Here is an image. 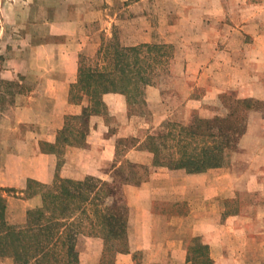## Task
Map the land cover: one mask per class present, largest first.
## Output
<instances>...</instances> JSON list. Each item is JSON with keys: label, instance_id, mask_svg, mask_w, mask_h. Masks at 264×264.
<instances>
[{"label": "crops", "instance_id": "1", "mask_svg": "<svg viewBox=\"0 0 264 264\" xmlns=\"http://www.w3.org/2000/svg\"><path fill=\"white\" fill-rule=\"evenodd\" d=\"M116 27L123 46L174 44L171 82L146 85L140 101L104 93L81 144L59 141L90 104L71 95L78 59L95 58ZM227 94L264 103V0H0V264H17L6 233L41 205L28 180L113 182L129 165L149 170L138 183L129 170L122 180L132 214L128 249L113 252L114 264H195V241L211 264L264 262V110L248 112L228 166L158 167L146 146L168 123L220 114ZM59 144L60 158L51 149ZM85 229L98 227L82 223L77 263L104 264V238Z\"/></svg>", "mask_w": 264, "mask_h": 264}, {"label": "trees", "instance_id": "2", "mask_svg": "<svg viewBox=\"0 0 264 264\" xmlns=\"http://www.w3.org/2000/svg\"><path fill=\"white\" fill-rule=\"evenodd\" d=\"M144 48L154 54L143 55ZM165 48V44L156 43L120 45L105 52L107 61L102 67L81 64L71 95L75 90L89 98L90 104L83 107L80 116L85 118V128L89 114L105 110L104 93L122 92L131 102L142 97L144 87L153 83L159 58H171ZM102 53L101 47L97 56ZM250 101L235 100L226 116L194 117L187 124L172 122L167 124V132L149 135L146 146L154 154V165L183 168L188 173L224 165L228 152L237 148L239 137L246 130ZM243 104L245 112L240 110ZM59 141L69 142L68 135L59 134ZM54 148L51 147L58 150ZM138 182L140 179L134 181ZM114 183L93 177L82 181L59 178L49 185L28 180L27 194H40L41 205L29 210L25 227L6 233L9 238L4 249L10 251L17 264H78L75 239L85 223L98 227L96 232L105 240V255L127 251L128 206ZM3 207L0 197V208ZM2 215L1 212L0 218ZM206 250V246L197 243V247H191L189 257L197 259L195 264H211Z\"/></svg>", "mask_w": 264, "mask_h": 264}, {"label": "rangeland", "instance_id": "3", "mask_svg": "<svg viewBox=\"0 0 264 264\" xmlns=\"http://www.w3.org/2000/svg\"><path fill=\"white\" fill-rule=\"evenodd\" d=\"M225 1L227 2V6H228V5H230L231 2L233 3L235 0H225ZM17 7L21 8V6H17ZM53 8H54V6H53ZM163 44L166 45L165 52H167V55L168 56L170 55L172 57L173 56V52L176 49L174 44L169 43V42L163 43ZM120 45L122 46L121 33H119V28L116 27L115 29H113L112 35L110 37H107V38L103 39V43H102L103 53L101 55L96 56L93 59H85V58L79 57L78 64L79 65H81V64H83V65H91L93 67H98V68L102 67L104 65L105 61H107L106 60L107 58L105 57V52L107 50H112V49H114V47H117V46H120ZM150 53H151V55L154 54V52H151V51L149 52V50L146 51V48L143 49V55L146 56V55H148ZM168 58H170V57L164 56L162 58H159V59H161V62L159 64L157 63V65L155 66V70H154L153 75H152L153 83H155V84H161L162 83L165 86H167L171 82L170 76L168 74V63L170 62L171 58L170 59H168ZM73 84H75V83H73ZM167 90H169V89H166L165 91H167ZM80 94H81L80 91L77 92V91L74 90L72 92L73 100L79 99L81 97ZM140 99H142L141 96H137L136 97L137 101H139ZM223 99L225 101H223ZM219 100H221L220 104H222V105L220 106L221 108L220 107H216V109L218 111L220 110L219 111L220 114H217L215 116H226L228 114V112H230V110H232V108H229V106L236 104L235 99L230 94H227L224 97H220ZM249 103L251 104L252 108L247 110V115H248V112L250 110H252V109L264 110V103H261L259 101H253V100L250 101ZM240 110L245 112L246 108H245L244 104L241 106ZM80 116H81V114L78 117H76V116L72 117L70 119V121H69V125L72 127V129H69L70 132L68 133V137L71 139V140H69L71 145L79 146L81 144V142H82V139L84 138V136L86 134V131H87V127L85 128V118H83V116L80 118ZM182 124H187V123H182ZM246 128H247V118H246ZM167 129L168 128H167V125H166L164 132H167ZM57 149H58V157L60 158L61 157V153L63 152V150H61V149H64V148H61L60 144H59ZM236 151H237V149H234V150H231V151L228 152V156L226 158V161H225L224 165H222V166L230 165L231 158L236 153ZM155 166L168 168V167L162 166V165H155ZM222 166H220V167H222ZM215 168H217V167H215ZM168 169H172V168H168ZM179 169L184 170L183 168H179ZM128 170L130 171V173H132V172L136 173L135 176L131 174V181L130 182L134 183L135 180L142 179L144 177V175L146 174V171H148L149 169L138 168V167L129 165V166L123 167V169H121L119 171L120 174L115 176V179H116L115 182L116 183H114V184H116L117 188L120 189V193L122 195V200L124 202H126V201H125L124 192H123V188H122V186L124 184L123 183L124 181H122V180H123V178L126 177L125 173ZM121 172H123L122 174H124V175H121ZM49 184H51V183H49ZM24 187H25V190H26L27 183H25ZM131 214H132V212L128 208L127 223L129 222V218L131 217ZM97 230L98 229H96V230L95 229H92V230L91 229H85V234L86 233L90 234V233H92V231L96 232ZM197 243H198V245L200 244L199 242L195 241V243H194L195 247H197ZM127 249H128V239H127ZM135 256L141 262H143L145 260L147 261L145 253H139V254L135 253ZM112 258H113V253H111V252L108 253L107 252V254L105 255L104 264H114V261L112 260ZM250 264H264V262L250 263Z\"/></svg>", "mask_w": 264, "mask_h": 264}]
</instances>
